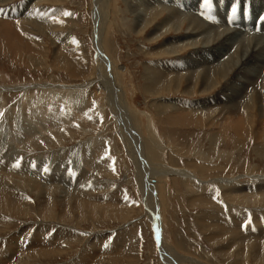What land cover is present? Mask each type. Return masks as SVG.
Listing matches in <instances>:
<instances>
[{
    "label": "rangeland",
    "instance_id": "374dc122",
    "mask_svg": "<svg viewBox=\"0 0 264 264\" xmlns=\"http://www.w3.org/2000/svg\"><path fill=\"white\" fill-rule=\"evenodd\" d=\"M156 1L4 0L3 2L0 0V87H5L2 90L5 95L0 99V148L3 142H8L4 150H0V156L9 154L12 151L9 147L10 143L15 144L16 140V146L20 149V152L16 153L21 157L24 156L21 172L11 176L13 181L0 176V184L8 182L10 186L24 187L33 181L44 186L60 182L61 185L65 184L64 186L67 184V188H71L70 191L84 192L93 202L101 203L103 200V208H96V214L100 215L96 223L86 219L81 222V226L68 221L78 227L73 228L78 230H74L78 232L75 236L71 237L63 233L65 228L68 229L65 227L66 221L60 225L62 231L57 230L58 233L54 230L59 226L55 222L45 224L50 230L39 236L44 239L42 247L58 248L63 245V250L66 251L63 255L53 258L48 264H77L74 263L75 258L80 255L81 260L84 258L82 264H94L97 257L99 260L96 264H175L174 262H177L176 264H235V262L254 264L255 262L250 251L254 246L252 240L246 242V250L242 256L239 254V244L231 248L230 241H233V235L222 238L215 227L211 228L209 225L222 226L226 222L228 227L242 228L245 225L240 229L245 230L242 233L247 239L252 237L255 231L262 233L264 228L262 226L264 213L260 211L264 206L263 200L242 203L233 201L226 195L229 189L242 188L253 181L258 183L259 178H264V104L259 102L264 98L261 90L264 84V63L258 62L255 66L258 71L254 73L255 77L252 81L254 83L238 77V66L231 68L232 60L235 59L233 54H241L248 46V40L257 41L260 40V36L264 38V0H260L262 3L257 0H252L253 3L245 0H211L209 9L211 15L209 12L206 14L204 10L206 7L204 0H163L162 3ZM178 1L187 3V6L177 4ZM233 8L236 9L235 12L232 11ZM16 16L21 18L20 23L15 19ZM203 16L205 23L202 21ZM181 18H183L182 22L179 21ZM190 18L200 22V28L192 26L196 23L190 25ZM98 19H101L102 24L99 33L101 35L98 36L100 42L96 43L95 29ZM164 23L165 28L162 29ZM227 25L239 33L234 44L238 49L234 48L237 50L230 52L233 53L231 58L227 54L228 58L225 56L218 59L214 56L217 55L216 49L219 46L225 48V44L232 43V40L226 41L224 36L215 40L211 37L216 35L214 33L228 28ZM248 26L252 27V32L259 38L248 35L251 31L246 30ZM203 30L206 33L201 37L198 36L197 46L184 47L175 55H167L164 52L165 49L168 50L166 47L168 42L175 40L172 44H178L180 42L177 43L176 40L181 41L184 36L189 37L190 33L192 36ZM152 34H160V36L149 40L148 37ZM200 38L212 39L209 47L201 48L200 44L203 40L200 41ZM262 44L264 46V41ZM101 49L102 54L99 53ZM15 54L17 57L14 58ZM188 57L196 60L190 62L191 59ZM188 62L192 65L198 64L197 67L202 72V74L199 72L200 78L197 79L196 86L189 89V79L186 81L184 78L178 83V78H172L171 70L169 72L171 77L164 82L165 84L168 82V87L161 89L162 92L154 88L151 90L150 79L154 78V74L151 73L157 66L161 68L165 63L167 67L176 65L185 69L188 68ZM223 66L230 69V72ZM207 71L213 77L209 86L205 87L202 75ZM46 83L52 85L47 87L51 90L49 94L55 92L53 96L55 102L61 106L64 101L62 106H65L66 110H62L64 113L67 112V115L61 116L56 121L55 128L50 126V130L42 121L33 120V114L29 113L31 112L29 100L23 94V88H31V93H34L35 87L43 88ZM115 86L118 88L115 89ZM118 94L121 95V99ZM45 99L48 101L49 96ZM230 102L243 106L241 124L228 121V114H221L219 110L211 116L203 111L200 113L201 116L198 115L196 118L191 112L188 115L189 119L187 115L180 117L182 107L188 108L207 103L208 106L215 104L212 108H217L219 104L223 106ZM174 104L177 105V111L173 108ZM68 105L70 108H67ZM71 106L76 108L72 109ZM200 110L203 109L199 108ZM58 121L62 126L58 125ZM8 124L12 125L9 133H7ZM2 127L5 128L2 130ZM26 132L30 135L29 139L25 138ZM151 137L156 139L154 144L150 141ZM134 148L138 153L141 149L148 166L140 161ZM89 153L91 154L89 160L96 158V161L92 160L94 162L92 168L85 162ZM151 167L161 173L157 174ZM170 168L193 174L194 176L190 177L193 181L188 180L187 176L183 177L181 173H166ZM45 170L51 171L47 174ZM56 171L70 177L65 179L67 181L59 179L56 182L57 179L54 180L53 176ZM34 173L37 174L32 175ZM151 173L155 176L147 180V175L150 176ZM255 176L257 179H254ZM47 180L50 182L48 183ZM221 180L222 182L232 180L230 181L232 183L221 187ZM152 183L154 188L152 190L155 193L152 199L153 202L156 201L158 211L157 219L153 222L146 216L148 204L145 200V190ZM18 194L15 196L18 197ZM28 197L29 199H23L32 204L33 213L27 217V220H36L38 218L36 200L33 194ZM98 197L99 200L96 199L98 201L94 200ZM126 203L129 205H123ZM105 204L107 211L104 210ZM231 206L247 208H241L242 210L237 208V212V209H232ZM104 212H108V216L104 217ZM11 218H14L11 228L13 230L11 232L2 230L4 237L17 232L23 225L17 217ZM223 218L227 220L225 219L226 222L221 224L220 220ZM159 219H161L160 223ZM254 221L259 223L256 224ZM93 223L95 225L98 223L95 229L102 232L91 234ZM104 235L109 236L105 239L98 237ZM210 235L216 236L215 239L212 240ZM87 237H93L95 240H89ZM38 240V236L31 229L25 239L30 251L40 248ZM239 242L243 241L239 240ZM30 243L34 244V247ZM38 262L39 260H35L32 264Z\"/></svg>",
    "mask_w": 264,
    "mask_h": 264
},
{
    "label": "bare ground",
    "instance_id": "6f19581e",
    "mask_svg": "<svg viewBox=\"0 0 264 264\" xmlns=\"http://www.w3.org/2000/svg\"><path fill=\"white\" fill-rule=\"evenodd\" d=\"M1 1H3L4 2V0H1ZM33 1V0H32ZM34 1H38V0H34ZM162 1L163 0H157L156 2H159V3H162ZM168 1V0H167ZM245 1H250L251 3H253V1L252 0H245ZM257 1H259V2H261L260 0H257ZM23 2V1H22ZM131 2V1H130ZM172 2V1H171ZM202 2V1H201ZM29 3V2H28ZM33 3H35V2H33ZM166 3V2H165ZM172 3H174V2H172ZM203 3V2H202ZM233 3V2H232ZM262 3V2H261ZM138 4V3H137ZM169 4V3H168ZM171 4V3H170ZM177 4H179V5H181V6H184V4H185V6H187L186 4L187 3H184V2H182V1H178L177 2ZM176 4V5H177ZM248 4V3H247ZM25 5V4H24ZM28 5V4H27ZM30 5V4H29ZM35 5V4H34ZM106 5V4H105ZM164 5V4H163ZM166 5V4H165ZM174 5H175V3H174ZM242 5H243V3H242ZM161 7H163L162 5H161ZM26 8V7H25ZM30 8V7H29ZM102 8V7H101ZM160 8V7H159ZM165 8H166V6H165ZM169 8V7H168ZM131 9V8H130ZM149 9V8H148ZM163 9V8H162ZM172 9V8H171ZM183 9V8H182ZM191 9V8H190ZM210 7H205L204 8V10L206 11V14H207V12H209V14H210ZM146 10V9H145ZM184 10V9H183ZM219 10V9H218ZM33 11V10H32ZM99 11V10H98ZM201 11H203V10H201ZM173 12V11H172ZM214 12V11H213ZM195 13V12H194ZM23 14V13H22ZM99 14H100V12H99ZM173 14H174V12H173ZM172 14V15H173ZM205 14V13H204ZM226 14V13H225ZM196 15V14H195ZM198 15H200V14H198ZM211 15V14H210ZM209 15V16H210ZM8 16V15H7ZM187 16V15H186ZM200 16H202V14L200 15ZM223 16V15H222ZM12 17V16H11ZM27 17V16H26ZM98 17H100L99 15H98ZM172 17V16H171ZM204 17V16H203ZM212 17V16H211ZM24 18V17H23ZM22 18V19H23ZM101 18V17H100ZM16 20H17V22H19V20L21 19V18H19V17H17L16 16V18H15ZM189 19V18H188ZM198 19V18H197ZM203 20V22L205 21L204 19H205V17L204 18H202ZM207 19V18H206ZM14 20V19H13ZM199 20L201 21V18H199ZM209 20V19H208ZM21 21V20H20ZM98 21V25H97V27H96V29H95V37H96V43H97V41H98V36L99 35H101V34H99L101 31H100V29H101V24H102V22H101V19H98L97 20ZM180 22H182L183 21V18H181L180 20H179ZM190 25H192V24H194V23H196L195 25H192V26H194L195 28H200V25H199V23L198 22H195V20L193 19V18H190ZM198 21V20H197ZM211 21H213V20H211ZM217 21V20H216ZM221 21V20H220ZM223 21V20H222ZM226 21V20H225ZM32 22V21H31ZM30 22V23H31ZM166 22H167V20H166ZM224 22V21H223ZM20 23V22H19ZM27 23V22H26ZM54 23H56V21L54 22ZM104 23V22H103ZM139 23V22H138ZM205 23V22H204ZM203 23V24H204ZM214 23V22H213ZM17 24V23H16ZM36 24V23H35ZM59 24V23H58ZM175 24V23H174ZM207 24V23H206ZM235 24V23H234ZM3 25V24H2ZM143 25V24H142ZM180 25V24H179ZM243 25V24H242ZM247 25V24H246ZM38 26V25H37ZM36 26V27H37ZM43 26V25H42ZM42 26H40V27H42ZM178 26V25H177ZM207 26V25H206ZM210 26V25H209ZM208 26V27H209ZM218 26H220L219 24H218ZM4 27V26H3ZM54 27V26H53ZM52 27V28H53ZM176 27V26H175ZM187 27V26H186ZM203 27V26H202ZM211 27V26H210ZM222 27V26H221ZM224 27V26H223ZM222 27V28H223ZM225 27H226V25H225ZM227 27L228 28H226V29H224V30H221V31H219V32H217V33H214V34H216V35H212L213 37H211V38H214V40L215 39H219L221 36L227 41L228 39H231L232 40V43H227V44H225L226 46H228V47H226L225 46V48H223L224 46H219V48H217L216 50H217V55H214V56H216V57H218V59L219 58H222V57H225L227 54L229 55V58H231V55L233 54V53H231L230 54V52H232V51H236L238 48L235 46L234 47V44L237 42V34H239V33H237L235 30H232L233 28L231 27V26H228L227 25ZM28 28V27H27ZM43 28V27H42ZM140 28V27H139ZM163 28H165V23H164V25L162 26V29ZM193 28V27H192ZM244 28H246V27H244ZM28 29H31V28H28ZM27 29V30H28ZM34 29V28H33ZM38 29H39V27H38ZM177 29V28H176ZM190 29V28H189ZM251 30L250 32H249V34L248 35H255L253 32H252V27L251 26H248V29H246L247 31L248 30ZM45 30V29H44ZM148 30V29H147ZM161 30V29H160ZM193 30V29H192ZM197 29H195V31H196ZM52 31V30H51ZM194 31V32H195ZM208 31H210V30H208ZM243 31V30H242ZM245 31V30H244ZM243 31V32H244ZM246 31V32H247ZM158 32V31H157ZM160 32V31H159ZM158 32V33H159ZM41 33V32H40ZM52 33V32H51ZM204 33H206V31H202V32H200L199 31V33H197V34H195V35H192V36H190L191 35V33H190V35H189V37H186V36H184L185 38H183V39H181V41L179 40H176L177 41V43L178 42H180V43H178V44H172V43H175L174 41L173 42H168V46L166 45V47H167V49L168 50H166L165 49V53L167 54V55H175V54H177L179 51H181L184 47H188V46H197L198 44L197 43H199V40H198V36L199 37H201ZM212 33V32H211ZM242 33V32H241ZM192 34H193V32H192ZM208 34H209V32H208ZM246 35V34H245ZM48 36V35H47ZM158 36H160V34H152V36L151 37H148V39L149 40H154L156 37H158ZM210 36H211V34H210ZM209 36V37H210ZM238 36H241V35H238ZM256 36V35H255ZM206 37H208V36H206ZM243 37H245V36H243ZM256 37H258V36H256ZM172 38V37H171ZM254 38V37H253ZM259 38V37H258ZM6 39V38H5ZM201 39V38H200ZM205 39V38H204ZM204 39H201L200 41H202V43L200 44V46H201V48H207V47H209L208 45H209V43H210V41L212 40V39H209V38H206V40H204ZM243 39V38H242ZM246 39V38H245ZM244 39V40H245ZM249 39H251V38H249ZM262 39H264V38H262L261 36H260V40H258L257 39V41H252V40H248V43H247V47L244 49V50H242V52H241V54H233V55H235V59H233L232 60V66H231V68L232 67H235L236 68V66H238V77H240V79L241 78H244V80L245 79H248L250 82H252V81H254L253 79H254V77H255V72L256 71H258L257 70V68L255 67L256 65H258V62H261L262 64L264 63V46H262L263 44H262V41H264V40H262ZM7 40H9V39H7ZM234 40V41H233ZM27 42V41H26ZM65 42V41H64ZM100 41H98V43H99ZM230 42V41H229ZM244 41H242V43H243ZM224 43V42H223ZM241 43V42H240ZM24 44V43H23ZM262 44V45H261ZM179 45V46H178ZM244 45V44H243ZM0 46H1V44H0ZM24 46V45H23ZM33 46V45H32ZM101 46V45H100ZM173 46V47H172ZM25 47V46H24ZM30 47H31V45H30ZM158 47V46H157ZM164 47H165V45H164ZM244 47V46H243ZM243 47H242V49H243ZM9 48V47H8ZM26 48V47H25ZM98 48H100V47H98ZM170 48V49H169ZM234 48H237L236 50H234ZM22 49H23V47H22ZM209 49V48H208ZM21 49H19V51H20ZM24 50V49H23ZM23 50H21V51H23ZM224 50H226L225 52H223ZM33 51V50H32ZM191 51V50H190ZM6 52V51H5ZM13 52V51H12ZM99 52V51H98ZM163 52V53H164ZM197 52V51H196ZM100 54H102L103 52H102V49L100 50V52H99ZM161 53H162V51H161ZM207 53H209L210 54V52H207ZM216 53V52H215ZM189 54V53H188ZM208 54V55H209ZM31 55V54H30ZM33 55V54H32ZM259 55H261V56H259ZM15 56H16V54L14 55V58H15ZM203 56V55H202ZM17 57V56H16ZM227 58H228V56H226ZM104 59H105V57H103ZM188 58H190V57H188ZM191 60H190V62H193L194 60H196V59H192V58H190ZM226 59V58H225ZM106 60V59H105ZM167 60H168V58H167ZM224 60V59H223ZM28 61V60H27ZM107 61V60H106ZM163 61V60H162ZM231 61V60H230ZM167 62V61H166ZM159 63V62H158ZM184 63H185V61H184ZM223 63V62H222ZM251 63V64H250ZM257 63V64H256ZM260 64V63H259ZM100 65V64H99ZM187 65V64H186ZM261 65V64H260ZM264 65V64H263ZM198 66V64L196 65V63H194L193 65L192 64H190L189 62H188V68H185L184 69V67L183 68H180V67H177L176 65H174L173 67H167L166 66V64L165 63H163V65H162V67L160 68V67H156V70L155 71H152V73L151 74H154V78H151L150 79V82H151V84L149 85V87L151 88V90H153V88L154 89H158V90H161V89H164V87L166 86V87H168V82L165 84L164 82H166L168 79H169V77H171L170 76V71H171V73H173L172 74V78H178L179 80L177 81L178 83H181V80L184 78V79H186V81H187V79H189V82H188V84H190V86H189V89H191V88H193L194 86H196V83H197V79L198 78H200V73L202 74V72H200V70H199V68L197 67ZM212 67V66H211ZM258 67V66H257ZM260 67V66H259ZM261 67H263V66H261ZM204 68H207V67H204ZM223 68H225V66H223ZM116 69V68H115ZM187 69V70H186ZM208 69V68H207ZM215 69V68H214ZM213 69V70H214ZM226 69V71H229L230 72V69H227V68H225ZM201 70H203V68L201 69ZM209 70H210V67H209ZM219 70V69H218ZM98 71V70H97ZM219 71H221V69L219 70ZM223 71H225L224 69H223ZM233 71V70H232ZM110 72V71H109ZM150 72V71H149ZM200 72V73H199ZM210 72H211V70H210ZM215 72V71H214ZM218 72V71H217ZM228 72V73H229ZM213 73V72H212ZM223 76H225L222 72H220ZM235 73V72H234ZM255 73V74H254ZM203 74H205V75H202L203 77H202V79H204L203 81V83H204V85H205V87H207V86H209V84L211 83V79H212V77H213V75H212V77H211V75H209V73H208V71L207 72H204ZM227 74V73H226ZM264 75V74H263ZM107 76V75H106ZM262 78V77H261ZM240 79H238V80H240ZM256 79V78H255ZM103 80V79H102ZM105 80V79H104ZM109 80V79H108ZM173 80V79H172ZM242 80V79H241ZM170 81V80H169ZM176 81V80H175ZM105 82V81H104ZM246 82V81H245ZM262 82V81H261ZM109 83V82H108ZM252 83H254V82H252ZM36 84V83H35ZM104 84V83H103ZM187 84V85H188ZM263 84V83H262ZM4 85V84H3ZM86 85V84H85ZM105 85H106V83H105ZM111 85V84H110ZM198 85V84H197ZM252 85V84H251ZM34 86V85H33ZM50 86H52V85H49V84H44L42 87L43 88H36L35 87V92L34 93H31V88H23L24 90H23V94H25V96L28 98V100H29V111H31V112H29V113H31V114H33L32 116H33V120L34 121H42L45 125H47V126H49V130H50V126L52 125V128H55L54 126H55V124L57 125V123H56V121L57 120H59L60 119V117L61 116H63V115H65L67 112H63V110L65 111L66 109H64L65 108V106H62L63 104H64V101H62L63 102V104L60 106V104H57L56 102H55V99L53 98V96L55 95V92L53 93V94H49V92H51V90L50 89H47V87H50ZM73 86V85H72ZM84 86V85H83ZM202 86H203V84H202ZM227 86V85H226ZM231 86V85H230ZM260 86V85H259ZM16 87V86H15ZM85 87V86H84ZM188 87V86H187ZM213 87V86H212ZM235 87V86H234ZM255 87V86H254ZM116 88H118L117 86H115V89ZM3 89H5V87H0V94H2V95H0V99L2 98V97H4V93H2V90ZM114 89V90H115ZM197 89V88H196ZM207 89V88H206ZM53 90V89H52ZM249 90V89H248ZM261 90L263 91V93H262V96H264V84L261 86ZM41 91H44V92H42L41 93ZM107 91V90H106ZM207 91V90H206ZM234 91V90H233ZM259 91V90H258ZM11 92V91H10ZM65 92V91H64ZM87 92V91H86ZM160 92H162V90L160 91ZM252 92H253V90H252ZM260 92V91H259ZM104 93V92H103ZM119 93H121V92H119ZM152 93V92H151ZM88 94V93H87ZM108 94V93H107ZM111 94V93H110ZM117 94V93H116ZM113 95V94H112ZM119 95V97H120V99H121V95L120 94H118ZM47 96H49V100L48 101H46V97ZM117 96V95H116ZM64 97H62V99H63ZM92 98V97H91ZM225 98V97H224ZM76 99V98H75ZM111 99V98H110ZM158 99V98H157ZM63 100H65V99H63ZM185 100V99H184ZM245 100V99H244ZM66 101V100H65ZM69 101V100H68ZM119 101V100H118ZM61 102V103H62ZM189 102V101H188ZM247 102V101H246ZM259 102L260 103H263L264 104V98H261L260 100H259ZM1 103V102H0ZM115 103H117V102H115ZM119 103V102H118ZM173 103V102H172ZM179 103V102H178ZM214 102H211V104H213ZM226 103V102H225ZM20 104V103H19ZM68 104V103H67ZM119 104H121V102L119 103ZM168 104V103H167ZM194 104V103H193ZM210 104V105H211ZM218 104V103H217ZM236 104V102L234 103H232V102H230V103H228V104H223V106L221 105V104H219L220 106L219 107H217V108H214L215 106V104L214 105H207V103H204V104H197V105H193V106H189L188 108L187 107H182L181 109H180V117H184V116H186L187 115V117H188V115H189V112H191V113H194V117L196 118L198 115H200V113H202L203 111H205L204 113L205 114H208V116L210 115L211 116V114L212 113H214V112H216V110L218 111L219 110V112L221 113V114H228L227 115V118H229L228 119V121H230L231 120V122H235V123H237V124H241V120H242V112H243V110H242V108H243V106H238V105H235ZM2 105H3V103H2ZM185 105V104H184ZM183 105V106H184ZM188 105H190V104H188ZM69 106V105H68ZM122 106V105H121ZM212 106H214L213 108H212ZM3 107V106H2ZM27 107V106H26ZM72 107V106H71ZM164 107H167V106H164ZM191 107V108H190ZM247 107V106H246ZM67 108H70V106L69 107H67ZM73 108H76V107H72V109ZM120 108V107H119ZM171 108V107H170ZM173 108H174V110H176L177 109V105H173ZM172 108V109H173ZM199 108H202L203 110H200L199 111ZM264 108V107H263ZM63 109V110H62ZM122 109V108H121ZM124 109V108H123ZM161 109V108H160ZM179 109V108H178ZM120 110V109H119ZM125 110V109H124ZM75 111V110H74ZM177 111V110H176ZM76 112V111H75ZM120 112V111H119ZM118 112V113H119ZM187 112V113H186ZM70 113V112H69ZM117 113V114H118ZM219 113V114H220ZM123 114V113H122ZM127 114V113H126ZM220 114V115H221ZM225 114V115H226ZM67 115V114H66ZM71 115V114H70ZM74 115H76V114H74ZM124 115V114H123ZM177 115H179V113L177 114ZM192 115V114H191ZM219 115V116H220ZM18 116V115H17ZM125 116V115H124ZM193 116H192V118H193ZM201 116V115H200ZM199 116V117H200ZM262 116H263V113H262ZM186 117V118H187ZM222 117H224V116H222ZM191 118V117H190ZM191 118V119H192ZM221 118V117H220ZM73 119V118H72ZM127 119V118H126ZM188 119H189V117H188ZM218 119V118H217ZM62 120V119H61ZM60 120V121H61ZM63 120H65L64 118H63ZM128 121V120H127ZM197 121V120H196ZM223 121V120H222ZM224 121H226V118H225V120ZM38 122H36V123H38ZM62 122H65V121H62ZM66 122H67V120H66ZM213 122V121H212ZM58 123H59V121H58ZM63 124V123H62ZM225 124V123H224ZM232 124V123H231ZM236 124V125H237ZM58 125H61L60 123L58 124ZM6 126V125H5ZM8 126V129H7V127H6V129H7V133H9L10 131H11V126L12 125H10V124H8L7 125ZM42 126V125H41ZM62 126V125H61ZM221 126V125H220ZM223 126V125H222ZM230 126V125H229ZM129 127H131V126H129ZM215 127V126H214ZM225 127V126H224ZM3 128H5V127H2V130H3ZM222 128V127H221ZM227 128V127H226ZM5 129V130H6ZM47 129H48V127H47ZM57 129V128H56ZM134 129V128H133ZM5 130H4V133L5 134H7L6 132H5ZM44 130H46V129H44ZM51 130H53V129H51ZM152 130V129H151ZM226 130V129H225ZM242 130V129H241ZM32 131V130H31ZM47 131V130H46ZM56 131V130H55ZM131 131V130H130ZM245 132V131H244ZM129 133V132H128ZM132 133H134V132H132ZM131 133V134H132ZM13 134V133H12ZM55 134V133H54ZM262 134V133H261ZM218 135V134H217ZM5 136V135H4ZM12 136H14V135H12ZM10 137H11V135H10ZM16 137V136H15ZM19 137V136H18ZM133 137H135V136H133ZM137 137V136H136ZM135 137V138H136ZM216 137H218V136H216ZM25 138L26 139H29L30 138V135L29 134H27V132H26V135H25ZM5 139V138H4ZM6 139H8V138H6ZM11 139H13V138H11ZM44 139V138H43ZM134 139V138H133ZM13 140H15V139H13ZM18 140H20V139H18ZM25 140V139H24ZM150 140V139H149ZM17 141V140H16ZM15 141V144H11L12 142H11V140L9 141V142H11L10 143V146L9 145H7V147L9 146V147H11L12 148V151H10V153L9 154H7V153H5L4 155H2V156H0V176L3 178V177H5V179H11V176H13V174H15L16 172H21V167H22V165H24L23 164V161L22 160H24L23 159V157H21L20 155H18L17 153H19L20 152V149L16 146V144H17V142ZM135 141H136V139H135ZM151 142L153 141V144H154V142H156V139L155 138H152L151 137V140H150ZM7 142V141H6ZM4 144H2V147L0 148V150H4L3 148H4V146L6 147V144H8V142L7 143H5V142H3ZM14 143V142H13ZM20 144V143H19ZM152 145V144H151ZM21 146V145H20ZM155 146V145H154ZM9 147H8V149H9ZM138 147V146H137ZM153 147V146H152ZM155 148V147H154ZM177 149V148H176ZM6 150V149H5ZM133 150H135V148L133 149ZM137 150V149H136ZM135 150V151H136ZM182 150V149H181ZM1 151V152H2ZM139 153L137 152V156H139V159H140V161L141 162H143L144 164H147V166H148V163H147V161H145V157H144V155H143V152L141 151V149H139ZM12 152V153H11ZM17 152V153H16ZM55 152V151H54ZM134 152V151H133ZM3 153V152H2ZM95 153H96V151H95ZM135 153V152H134ZM147 153V152H146ZM98 154V153H97ZM199 154V153H198ZM90 153L89 154H87V156H86V158H85V162H86V165L88 166V167H91L92 168V166H93V164H94V162L93 161H96V158H95V160H93L92 158H93V156H92V160H89V157H90ZM135 155V154H134ZM55 157V156H54ZM137 158V157H136ZM200 158V157H199ZM22 161V162H21ZM34 162V161H33ZM28 163V162H27ZM26 164V163H25ZM139 164V163H138ZM43 165V164H42ZM41 165V166H42ZM140 165V164H139ZM210 165V164H209ZM26 166V165H25ZM211 166V165H210ZM208 166H206V168H207ZM44 168V167H43ZM90 168V169H91ZM104 168V167H103ZM152 168V170H155L153 167H151ZM155 168H156V166H155ZM212 168H214V166L212 167ZM205 169V168H204ZM211 169V168H210ZM25 171H26V169H24ZM28 170V169H27ZM52 170V169H51ZM50 170V171H51ZM109 170V169H108ZM198 170V169H197ZM24 171V173H26ZM30 171V170H29ZM50 171H46L45 170V172L47 173V174H49V172ZM54 171V170H53ZM156 171V173L157 174H160L161 173V171H159V170H155ZM200 171V170H199ZM77 172V171H76ZM23 173V172H22ZM147 173V172H146ZM166 173H172V174H178V173H181L182 174V176L184 177H186L188 180L189 179H192V178H190V177H193L194 175L193 174H191V173H182V172H179V171H174L172 168H170V169H168L167 171H166ZM31 174V173H30ZM35 174H37V173H34V174H32V175H35ZM61 174V173H60ZM57 171L54 173V180H56L57 179V181L56 182H58V180L59 179H61V181H64L65 179H67L68 177H70V176H68V175H66L65 173H62L61 175H60ZM154 173H151L150 174V176H148L147 175V180H148V178L149 177H153V176H155V175H153ZM38 175H40L39 173H38ZM84 176H85V174H83ZM74 176V175H73ZM79 176H81V175H79ZM18 177H22V176H18ZM35 177V176H34ZM46 177V176H45ZM44 177V178H45ZM48 177V176H47ZM75 177V176H74ZM26 178V177H25ZM52 178V177H51ZM195 179H196V177H194ZM23 179V178H22ZM29 179V178H28ZM53 179V178H52ZM253 179V178H252ZM254 179H257V177L255 176L254 177ZM260 179V181L259 180H257L258 181V183L256 182V181H253L252 183L250 182L248 185H245V186H243L242 188L240 187V188H234L233 190L232 189H229L227 192H226V195H227V197H229V198H232V200L233 201H238V202H242V203H249V202H256V201H258V200H263L264 201V178H259ZM14 180H16V179H14ZM50 180V179H49ZM213 180V179H212ZM215 180V179H214ZM11 181H13V179H11ZM48 181V180H47ZM47 181H46V183H47ZM65 181H67V180H65ZM192 181H193V179H192ZM230 181H232V180H227L226 182H222V180H221V187H225V186H227V185H230L232 182H230ZM9 182H10V180H9ZM19 182V181H18ZM31 182V181H30ZM50 181H48V183H49ZM54 182V181H53ZM151 182V181H150ZM217 182V181H216ZM220 182V181H219ZM21 183V182H20ZM52 183V182H51ZM63 183V182H62ZM68 183H69V181H68ZM143 183H144V181H143ZM201 183H202V181H201ZM209 183V182H208ZM26 184V183H25ZM43 184H45L44 182H43ZM236 184V183H235ZM11 184L10 183H8V182H6V183H4L3 182V184L1 183L0 184V264H32L35 260H39V262H38V264H48V262L49 261H53V258H56V257H58V256H61V255H63L66 251L65 250H63V245H61L60 247H58V248H54V247H42L43 245H44V239H42L41 237L39 238V236H41V235H43V234H45V233H47L49 230H50V228L49 227H46L45 226V224L46 225H48V223L49 222H55L56 223V225H59V226H56L55 227V229L54 230H58V231H62L61 230V228H60V225H63V222L64 221H66L67 223H66V226L65 227H67L68 229H66L65 228V230H63V233L65 232V234L66 235H71V237L72 236H75L78 232H76V231H78V230H76V229H73V228H78L75 224L74 225H72V224H70V223H68V221H72V222H75L76 224H78V225H81L82 223H83V221H86V219H90V220H92V222L94 221L95 223L100 219V215H97L96 214V208H98V207H101V208H103L102 207V199L100 198V201H101V203L100 202H93V201H91L90 200V198H89V196L87 195V194H85L84 192H80V191H78V190H76V191H70V189L69 188H67V184H66V186H64V185H61L60 184V182H59V184H50V186L48 185L47 186V184H46V186H44V185H41L40 183H38V182H31V184H29L28 183V186H24V184H23V186L24 187H21V186H10ZM15 185V184H14ZM69 185V184H68ZM76 185V184H75ZM79 185V184H78ZM146 185H147V182H146ZM149 185V184H148ZM151 185H152V187H151ZM151 185H149L148 187H147V189L145 190V200H146V203L148 204L147 206V213H146V216L147 217H149L151 220H152V222H153V220H156L157 219V215H158V211H157V206L155 205V202L156 201H154L153 202V200L154 199H152V197L154 196V191L152 190V189H154L153 188V183L151 184ZM243 185V184H242ZM241 185V186H242ZM96 186V185H95ZM140 186H141V184H140ZM69 187V186H68ZM71 187V186H70ZM82 187V186H81ZM234 187V186H233ZM74 188V187H73ZM83 188H84V186H83ZM149 188H151V189H149ZM69 189V190H68ZM76 189V188H75ZM142 189V188H141ZM80 190V189H79ZM80 192V193H79ZM17 193H19L18 194V197H16L17 195ZM224 193V192H223ZM30 194H33L34 195V198H35V200H36V204H37V216H38V218L36 219V220H32V221H29V220H27V217L28 216H31L32 215V213H33V208H32V204L31 203H28V202H25V199H29V197L28 196H30ZM16 195V196H15ZM225 195V196H226ZM23 198H25V199H23ZM92 198V197H91ZM96 199H98L99 200V197L98 198H94V200H96ZM93 200V199H92ZM98 200H96V201H98ZM110 201H111V199H110ZM113 201V200H112ZM116 202H114V204H115ZM101 204V205H100ZM117 204V203H116ZM106 205L107 204H105L104 205V210L105 211H107L106 210ZM118 205V204H117ZM123 205H129L128 203H126V204H123ZM253 205H255V204H253ZM114 206V205H113ZM122 206V205H121ZM159 206V205H158ZM232 207V209H237V208H243V207H241V206H239V207H236V206H231ZM108 208H111L110 206H108ZM245 208H247V207H245ZM245 208H243V209H245ZM250 208V207H249ZM86 209V211H84ZM109 210V209H108ZM242 210V209H241ZM262 210H264V206H263V209ZM262 210H260L262 213H264ZM237 212H238V209L236 210ZM250 211V210H249ZM85 212V213H84ZM203 212V211H202ZM244 212V211H243ZM88 213V214H87ZM124 213V212H123ZM128 213V212H127ZM35 214V213H34ZM112 214H113V212H112ZM122 214V213H121ZM36 215V214H35ZM214 215V214H213ZM17 217V220H19V221H21V224H23L22 225V227L16 232H14V233H10V234H8V235H6V237H4V236H2V232L3 231H12L13 229H11L12 227H13V223H12V219H14V218H11V217ZM106 216H108V212H104V217H106ZM237 216V215H236ZM257 216H260V215H257ZM244 217H246V216H244ZM16 219V218H15ZM226 219V218H225ZM225 219L223 218V219H221L220 220V223L221 224H223L224 223V221H225ZM232 219V218H231ZM235 219V218H234ZM249 219V218H248ZM261 219V218H260ZM227 220V219H226ZM230 220V219H229ZM237 220V219H236ZM240 220V219H239ZM245 220V219H244ZM243 220V221H244ZM208 221V220H207ZM214 221H216V220H214ZM242 221V220H241ZM82 222V223H81ZM88 222V221H87ZM151 222V223H152ZM159 223L161 222V219H159V221H158ZM213 222V221H212ZM226 222V221H225ZM235 222H237V223H239L238 221H235ZM253 222V221H252ZM255 223H256V221H254ZM262 222H264L263 220H262ZM261 222V223H262ZM231 223V222H230ZM259 223V222H258ZM258 223H256V224H258ZM98 224V223H97ZM96 224V225H97ZM212 224V223H211ZM246 224V223H245ZM94 223H93V229L90 231V233L91 234H93L94 235V233L96 234V233H98L100 230H96L95 229V226H96ZM99 225V224H98ZM157 225V224H156ZM233 225V224H232ZM16 227H17V225H15ZM14 226V228H16ZM82 226V225H81ZM208 226V225H207ZM215 227V230L218 232V235H220V236H222V238H224V237H227L228 235H233L234 237L232 238V240L233 241H230V245H231V248L232 247H234V246H236V244H239V248H240V252H239V254H242V256H243V253L245 252V250H246V242L248 241V240H252V244L254 245L253 246V250H250V251H252V255L254 256V258L253 259H255V262H254V264L256 263H264L263 262V260H264V258H263V254H264V228H263V230H262V233H259L258 231H255V237H254V235L252 236V237H249L248 239H247V237L245 236V234H243L242 233V231H241V229L242 228H244V226L241 228V227H237V226H232V227H228L227 226V222H226V224L224 225H218V224H216V226L215 225H209V227ZM241 226H242V224H241ZM259 226V225H258ZM262 226H264V225H262ZM72 227V228H71ZM97 228V227H96ZM157 228V227H156ZM155 228V229H156ZM241 228V229H240ZM246 228V227H245ZM262 228V227H261ZM260 228V229H261ZM31 229H33L34 230V232H35V234H36V236H38V241H39V244L38 245H40V248H36V249H33V250H29V244H27V243H25V239L27 238V234H28V232L31 230ZM3 230V231H2ZM52 230V229H51ZM74 230H76V231H74ZM156 230H158V229H156ZM249 230V229H248ZM58 231H57V233H58ZM261 231V230H260ZM88 232V231H87ZM100 232H102V231H100ZM157 232V231H156ZM243 232H245V230L243 231ZM247 232V231H246ZM215 234V233H214ZM64 235V234H63ZM98 235V234H97ZM216 235V234H215ZM58 236V235H57ZM56 236V237H57ZM108 236L109 235H104V236H98L99 238H103V239H105L106 237L108 238ZM258 236V237H257ZM61 237H64V236H61ZM210 237L212 238V240H214L215 239V237L213 236V235H210ZM257 237V238H256ZM88 238V237H87ZM210 238V239H211ZM60 239V238H59ZM89 240H91V239H94L93 237H89L88 238ZM127 239V238H126ZM95 240V239H94ZM96 240H98L97 238H96ZM99 240H101V239H99ZM120 240H122V239H120ZM228 240V239H227ZM236 240V241H235ZM239 240L240 241H243V242H239ZM93 241V240H92ZM103 241V240H102ZM101 241V242H102ZM164 241L162 240V243H163ZM34 243V242H33ZM31 245H32V243H30ZM164 244V243H163ZM251 244V245H252ZM34 245V244H33ZM32 245V246H33ZM37 246V245H36ZM35 246V247H36ZM90 246V245H89ZM98 246V245H97ZM101 246H102V244H101ZM224 246V245H223ZM222 246V247H223ZM34 247V246H33ZM220 247V246H219ZM227 247V246H226ZM238 247V246H237ZM31 248V247H30ZM239 248H238V250H239ZM32 249V248H31ZM229 249V248H228ZM237 249V248H236ZM236 249H234V250H236ZM250 249V248H249ZM165 250V249H164ZM219 250H220V248H219ZM222 250H223V248H222ZM229 251H230V249H229ZM249 251V252H250ZM96 252V251H95ZM99 252V251H98ZM220 252V251H219ZM225 252V251H224ZM92 253V252H91ZM97 253V252H96ZM95 253V254H96ZM100 253H102L101 251H100ZM234 253V252H233ZM85 254V253H84ZM94 254V253H93ZM94 254V255H95ZM103 254V253H102ZM116 254V253H115ZM166 254V253H165ZM175 254V253H174ZM177 254V253H176ZM238 254V253H237ZM250 254V253H249ZM91 255V254H90ZM97 255V254H96ZM171 255V254H170ZM180 255V254H179ZM230 255V254H229ZM85 256V255H84ZM103 256V255H102ZM102 256H100V258L102 257ZM178 256V255H177ZM176 256V257H177ZM89 257V256H88ZM170 257V256H169ZM176 257H174V258H176ZM180 257V256H179ZM224 257V256H223ZM239 257H240V255H239ZM92 258V257H91ZM109 258V257H108ZM84 258H82V260H83ZM169 259H171V258H169ZM243 259V258H242ZM82 260H81V255L77 258V256H76V258H75V262L74 263H77V264H82ZM97 260H99L98 259V257L97 258H95V263L94 264H96V261ZM105 260V259H104ZM175 260V259H174ZM174 260L172 261V262H174ZM179 260V259H178ZM236 260H238V259H236ZM235 260V261H236ZM245 260V259H244ZM89 261V260H88ZM101 261V260H100ZM108 261V260H107ZM170 261V260H169ZM177 261V260H176ZM195 261V260H194ZM193 261V262H194ZM247 261V260H246ZM90 262V261H89ZM88 262V263H89ZM99 262V261H98ZM238 262V261H237ZM245 262V261H244ZM50 263V262H49ZM91 263V262H90ZM175 264L177 263V262H174ZM235 264H236V262H235ZM243 264V263H242Z\"/></svg>",
    "mask_w": 264,
    "mask_h": 264
},
{
    "label": "snow or ice",
    "instance_id": "6c2138e0",
    "mask_svg": "<svg viewBox=\"0 0 264 264\" xmlns=\"http://www.w3.org/2000/svg\"><path fill=\"white\" fill-rule=\"evenodd\" d=\"M204 5H205L206 7H210V6H211V0H204ZM232 11L235 12L236 9L233 8ZM65 15H70V13H65Z\"/></svg>",
    "mask_w": 264,
    "mask_h": 264
}]
</instances>
